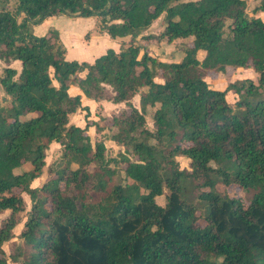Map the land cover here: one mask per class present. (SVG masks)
I'll return each instance as SVG.
<instances>
[{
	"label": "trees",
	"instance_id": "trees-1",
	"mask_svg": "<svg viewBox=\"0 0 264 264\" xmlns=\"http://www.w3.org/2000/svg\"><path fill=\"white\" fill-rule=\"evenodd\" d=\"M8 1L0 0V213L9 211L0 264H264V20L247 15L245 0H16L13 11ZM162 13V31L145 33ZM58 14L96 16L102 31L128 41L91 62L67 60L58 30H31ZM140 34L147 44L192 41L179 61H162ZM227 67L251 68L257 79L211 88L206 75ZM70 84L126 107L107 125L90 120ZM78 109L83 127L69 122ZM89 126L107 136L91 142ZM104 138L123 150L107 156ZM53 142L61 157L52 176L32 186ZM218 183L237 186L247 202ZM192 185L203 213L189 199ZM21 222L7 256L3 244Z\"/></svg>",
	"mask_w": 264,
	"mask_h": 264
},
{
	"label": "rangeland",
	"instance_id": "rangeland-1",
	"mask_svg": "<svg viewBox=\"0 0 264 264\" xmlns=\"http://www.w3.org/2000/svg\"><path fill=\"white\" fill-rule=\"evenodd\" d=\"M246 2V13L248 16H252L255 15L257 16V14H260L259 16H262V18L264 19V12L257 9L260 0H245ZM17 4L16 0H9L8 1V5L7 8H9V10L13 11L15 6ZM164 14L162 13V15L156 19L151 26L145 31V33L147 32H155V33H160L162 30V26H164ZM59 16H61V19H57L55 20V23L57 25H62L65 29L64 33L68 34V33H73L75 36H79L81 37L82 41L88 45L90 48L93 46V44L95 43H100L102 42V38L100 37L101 35L104 36L103 31L101 30L100 26H99V18L96 16H92V17H75L73 16V18L60 14ZM70 19V20H69ZM228 27L226 26L224 28V31L227 32ZM81 31V32H80ZM84 31V32H83ZM123 40H128V38L126 37V39ZM127 42V41H126ZM138 42H141L143 44H147V41H141V36L138 40ZM126 44L124 41L117 40V43L115 46H117V44ZM109 44V42H108ZM114 43H112L113 46ZM149 45H151V49L148 48L149 52L151 51L153 54H155L158 58H162V60H166V61H172L174 60H178L181 55H182V50H180L182 48V45L184 44H191V38L187 37L181 40L175 39L171 42L165 41V39H162L161 41L158 40H151L148 43ZM87 51H89L87 48H84V46H76L74 47V49L72 50L73 53L75 54H82V53H86ZM142 54V52L140 53V55ZM1 67H0V76H1ZM206 81L208 83L209 86L211 87H216V88H220V89H224L226 87V85L234 80L237 79H244V78H252L254 81H256L257 79V73L254 72L251 68H232V67H227L225 72H219L217 73H208L206 75ZM3 95V92L0 88V99L1 96ZM235 98V97H234ZM227 100L231 101V96H227ZM97 115L102 118L101 115V111L97 110ZM108 118H111V116L108 117H104L103 122H101V124L107 125L109 120ZM152 124V122L150 121V119L148 118V127H150ZM91 136V142H93L95 139H100L103 138L104 136H107V133H101V132H96V134H94V132L90 133ZM105 140V139H104ZM110 143L108 142V140L105 141V145H106V155L107 156H116L118 151L123 150V147L117 145V144H113V145H109ZM59 147H57V149L54 150H49L47 151L46 154V166L44 168V172L41 175L40 178H38L36 181H34L32 183V186H40V184L44 181L47 180L50 176H52L50 173H48L49 168L52 166L54 167L57 162L59 161L58 159L61 157V147H60V151L58 149ZM176 160L178 162L179 168L183 169H190L189 166V159L183 156H177ZM123 165V164H122ZM111 166H114L113 163H111ZM124 166V165H123ZM118 175L123 176V172L120 171V173ZM115 176L114 181L116 182L119 179V176ZM190 188L192 189V196L189 198L190 201L195 204L201 213L205 212L206 206L204 204V202L198 198V190L194 189V186H190ZM216 189L221 193V194H227L229 196H240L243 198L244 201L247 202V199L244 197L245 195L243 194V192L235 185H230V186H224L220 183L217 184ZM17 190L15 189V192ZM167 191V190H166ZM24 198L29 202V199L26 195H24ZM157 202L160 204L164 203V198L160 197L157 198ZM9 215V211H6L4 213H0V222ZM21 226H22V222L19 223L15 229V238L12 239V241L9 242H5L3 244V249L5 251V254H7V256H9L10 252L13 250L14 248V244L13 242H20L21 239L19 238L18 234L20 233L21 230ZM9 264H17V263H13L9 261Z\"/></svg>",
	"mask_w": 264,
	"mask_h": 264
},
{
	"label": "crops",
	"instance_id": "crops-1",
	"mask_svg": "<svg viewBox=\"0 0 264 264\" xmlns=\"http://www.w3.org/2000/svg\"><path fill=\"white\" fill-rule=\"evenodd\" d=\"M59 15L60 14L47 17L41 23L32 25L31 26V30H32V33L35 34L36 36H41V35L46 34L48 32V30L51 29V28H55L56 30H58L59 38H60L62 44L65 47L64 57L67 60L76 59L78 61H83L84 60V61L91 62V61L94 60L95 57H97L98 55L104 53L107 48L111 47V48H113L115 50H118L121 44L119 43V44H117V46H115L116 43H117V40H120V42L124 41L125 43H126V41H128V40H123V39H126V37H124V38H118V37L117 38H111L106 32L103 31L104 36L103 35L100 36L102 38V42L95 43L90 48L88 45H86L82 41L81 37H79L78 35L75 36L71 32L68 33V34L64 33V31H65L64 27L62 25H57L55 23V20L61 19V16H59ZM259 15L260 14H257V16H259ZM69 17L73 18L72 16H69ZM259 17L262 18V16H259ZM162 29H163V26H162ZM150 33H152V32H150ZM153 33L154 34H159V33H155V32H153ZM190 38H191V41H192V37H190ZM177 39L181 40V39H184V38H177ZM108 42H109V44H108ZM112 43H114L113 46H112ZM76 46H84V48H87L89 51H87L86 53H82V54H78V53L75 54V53L72 52V50ZM147 48L151 49V45L147 44ZM180 50H182V48ZM141 52H143V51H141ZM149 54L154 56V57H157L151 51L149 52ZM182 55H181V57L178 60H174L173 59L172 61H179L182 58ZM158 59L162 60V58H158ZM162 61H166V60H162ZM9 65L11 67H13L17 72H19L20 69H21L20 60H12ZM4 66H5V63L0 60L1 71H2ZM84 74H85V72H81V73L78 74V76L82 77V76H84ZM155 80L159 81V82L161 81V79L158 78V77L155 78ZM205 80H206V78H205ZM54 83L56 85V82H54ZM211 88L220 89V88H216V87H211ZM68 93L70 95H72V96L80 95L81 104L83 106H87L88 107V110H89L88 119L94 120V121H97L98 119L101 118V116L99 117L97 115V110L101 111L102 118H104V117L112 116L113 114L118 113L121 109L126 107L124 102L114 103V102H111V101L106 100V99H101V100L96 101L94 99L88 98L82 93V91L79 89V87L76 84H70L69 85ZM228 95L231 96V101H230L231 103H233L235 101V99L237 98L236 94L228 93L227 96ZM131 103H132L133 106L139 108V94H135L134 95V97L131 99ZM85 113H86L85 110L78 109L76 112H74V113L69 115V122L72 123V124H75V125L83 127L85 125V121H86ZM151 114H152V110H150L148 115L146 116L147 123H148V118L152 122ZM108 119H110V118H108ZM150 127H152V124H151ZM91 132H94V134H96V132H101L103 134V133L107 132V129H104L102 131H97L95 126H89L88 129H87V133L90 135ZM104 139H105L104 140V144H105V141L108 140V142L110 143L109 145H113V144L115 145V143L112 140H110L109 138H104ZM57 147H59L58 149L60 151V145L58 143H56V142H53V143H51L49 150H54L55 151V149H57ZM36 180H34V181H36Z\"/></svg>",
	"mask_w": 264,
	"mask_h": 264
},
{
	"label": "water",
	"instance_id": "water-1",
	"mask_svg": "<svg viewBox=\"0 0 264 264\" xmlns=\"http://www.w3.org/2000/svg\"><path fill=\"white\" fill-rule=\"evenodd\" d=\"M140 36H141V34L139 36H137V40H139Z\"/></svg>",
	"mask_w": 264,
	"mask_h": 264
}]
</instances>
